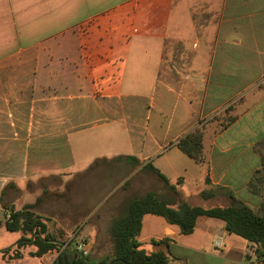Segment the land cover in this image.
Returning a JSON list of instances; mask_svg holds the SVG:
<instances>
[{
    "label": "crops",
    "instance_id": "obj_1",
    "mask_svg": "<svg viewBox=\"0 0 264 264\" xmlns=\"http://www.w3.org/2000/svg\"><path fill=\"white\" fill-rule=\"evenodd\" d=\"M196 128L204 163L177 146ZM51 180L66 199L101 180L87 209L150 192L260 209L264 0H0V212L35 205ZM149 216L139 242L179 249L169 264H264L222 221L197 237L206 217L190 235L162 218V237L143 238Z\"/></svg>",
    "mask_w": 264,
    "mask_h": 264
},
{
    "label": "trees",
    "instance_id": "obj_2",
    "mask_svg": "<svg viewBox=\"0 0 264 264\" xmlns=\"http://www.w3.org/2000/svg\"><path fill=\"white\" fill-rule=\"evenodd\" d=\"M232 121L233 119L228 120L227 125ZM203 137L202 129L196 128L181 138L177 146L197 163H204ZM134 161L139 162L137 159ZM149 168L154 170L152 165ZM154 171L159 178L167 182L162 174L157 170ZM254 183L255 180L252 181V184ZM46 194L48 193L44 195ZM42 198H39L35 205H25L21 210L15 211L12 222L5 223L7 231L20 232L22 237L2 254L12 252L14 260H22L26 257L23 249L33 246L36 252L32 253L31 257L42 258L59 251L60 254L53 264H94L88 259L73 256L67 248L62 250L65 244L48 234L46 223L31 211ZM148 215L165 219L169 225L178 227L184 235L194 232L197 220L201 217L220 220L229 234L248 241L255 248L257 259L264 263V200L259 210L239 200H234L230 206L215 208L193 207L180 202L178 210H175L155 193L150 192L143 197H134L128 201L122 214L113 223V257L109 262L102 260L99 264H169V258L165 254H148L139 242L143 220ZM157 244L169 247L163 241ZM67 247L69 248V245Z\"/></svg>",
    "mask_w": 264,
    "mask_h": 264
},
{
    "label": "rangeland",
    "instance_id": "obj_3",
    "mask_svg": "<svg viewBox=\"0 0 264 264\" xmlns=\"http://www.w3.org/2000/svg\"><path fill=\"white\" fill-rule=\"evenodd\" d=\"M100 181H88L81 192V198L68 197L64 198L62 190L58 187V182L51 180L46 182L48 187V194L44 195L42 200L31 211L36 215H39L44 223L47 225L48 234L54 238L59 239L65 245L62 250H67L73 255L78 256L81 259H88L94 264H99L100 261H108L113 257V238L112 227L114 221L122 214L124 209H102L101 207H107L114 198H110L106 203L97 205V209L89 208V201H86L84 195L88 191L93 190ZM128 185V184H127ZM126 184L121 187L117 195H123V191L127 189ZM118 195V196H119ZM79 196V192H78ZM67 197V196H66ZM105 200V197H103ZM102 199V200H103ZM88 200V199H87ZM76 203V204H75ZM71 205V206H70ZM76 205V206H75ZM223 204L216 203L211 207L205 206V208L223 207ZM74 207V208H73ZM76 208V209H75ZM101 208V209H100ZM178 210V208H174ZM259 210V209H255ZM0 212V264H53L57 259L60 252H52L45 255L42 258L31 257L32 253L36 252V248L33 246L23 249V253L26 256L22 260H14L13 253H5L15 243L19 242L22 237L20 232H9L5 229V214ZM154 221L160 224L158 228L154 230L148 229V221ZM221 222L212 218H201L196 230V235L203 234L205 224H211L214 222ZM164 220L159 217L149 216L146 218L142 237L147 238L148 234H153L158 238L162 237V228ZM32 239V238H31ZM87 239L91 245V251L87 256H82L77 250L76 245L79 241ZM158 239H147L144 242V250L148 254L163 253L169 259L172 255L179 252L177 248H168L164 244H157ZM69 245V248L67 247ZM67 248V249H66ZM257 256V255H256ZM173 264H185L184 262H175Z\"/></svg>",
    "mask_w": 264,
    "mask_h": 264
},
{
    "label": "built area",
    "instance_id": "obj_4",
    "mask_svg": "<svg viewBox=\"0 0 264 264\" xmlns=\"http://www.w3.org/2000/svg\"><path fill=\"white\" fill-rule=\"evenodd\" d=\"M14 213H15V210L13 208L5 209L4 214H5L6 222H12ZM76 250L82 256H87L91 251V245L87 239H83L77 243ZM255 252H256L255 248H252V255L256 256Z\"/></svg>",
    "mask_w": 264,
    "mask_h": 264
},
{
    "label": "water",
    "instance_id": "obj_5",
    "mask_svg": "<svg viewBox=\"0 0 264 264\" xmlns=\"http://www.w3.org/2000/svg\"><path fill=\"white\" fill-rule=\"evenodd\" d=\"M34 239V237H32V239L31 240H33ZM256 257H258V256H256Z\"/></svg>",
    "mask_w": 264,
    "mask_h": 264
}]
</instances>
